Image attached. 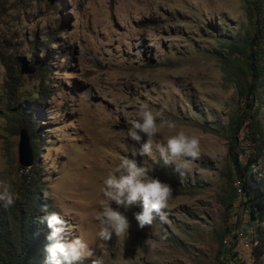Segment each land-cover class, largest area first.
I'll return each instance as SVG.
<instances>
[{
  "label": "rangeland",
  "instance_id": "374dc122",
  "mask_svg": "<svg viewBox=\"0 0 264 264\" xmlns=\"http://www.w3.org/2000/svg\"><path fill=\"white\" fill-rule=\"evenodd\" d=\"M261 26L264 0H0V191L7 187L14 199L0 201V227H11L31 195V219L47 205L71 227L64 240L87 241L93 255L78 264H232L224 241L233 237L251 264H264L252 246L264 223L250 218L229 156L238 135L241 160L255 155L251 174L256 181L264 175ZM24 65L35 73L22 74ZM142 103L177 122L156 141L182 129L199 138L200 156L184 158L182 174L155 149L138 156L172 186L167 221L141 230L138 205L112 202L130 228L102 241L103 181L139 149L127 130ZM26 111L40 121L30 130L19 115ZM23 129L34 153L30 168L19 159ZM25 176L33 179L30 191ZM37 228L46 245L50 229L46 222ZM149 238L158 242L154 250ZM37 264H45L44 250Z\"/></svg>",
  "mask_w": 264,
  "mask_h": 264
},
{
  "label": "clouds",
  "instance_id": "9594fccd",
  "mask_svg": "<svg viewBox=\"0 0 264 264\" xmlns=\"http://www.w3.org/2000/svg\"><path fill=\"white\" fill-rule=\"evenodd\" d=\"M128 123L130 126L127 136L140 147L139 149L133 147L131 156H122L115 171L109 172L103 181L102 192L105 202L100 212L101 228L97 233L102 241H110L113 234L117 237L127 235L130 228L128 218L119 210L113 209L112 202L125 209L138 205L141 210L134 215L141 230L152 227L157 219L161 222L167 221L165 210L169 207L172 197V186L150 175L149 169L137 159L138 156H151L155 149L165 165L174 166L175 171L181 174L189 163L184 158L196 160L200 156L199 138L187 134L182 129L168 136L166 142L156 141L155 138L161 128L166 126L170 130H175L178 125L177 122L164 117L162 113L156 112L147 104H140L138 118ZM177 161L181 162L177 163ZM0 201L5 202L7 206L14 204L13 195L7 187L0 191ZM41 211L45 215L40 218V222H46L50 229L44 247L45 264H78L86 257L93 255L83 236H78L71 241L63 239L64 234L71 231V227L66 225L58 212L49 211L47 205L43 206ZM166 239V234L160 236V242ZM145 243L151 250L158 246V242L152 238ZM92 264H103V260L96 258L92 260ZM125 264H133V261L126 260Z\"/></svg>",
  "mask_w": 264,
  "mask_h": 264
},
{
  "label": "trees",
  "instance_id": "16d2710c",
  "mask_svg": "<svg viewBox=\"0 0 264 264\" xmlns=\"http://www.w3.org/2000/svg\"><path fill=\"white\" fill-rule=\"evenodd\" d=\"M257 5L259 7L261 4L258 3ZM262 29H264V26L259 28V32H263ZM19 115L24 119V126L28 130H30L31 125L34 126L40 123V121H37V116L32 112L26 111ZM25 116L28 117L26 118ZM237 149L238 135L235 136L229 148L231 166L234 169L236 178L240 182L241 189L247 196L246 205L249 208L250 218L262 224L264 223V175L259 181H256L251 174V166L257 162L255 155H251L247 163H243ZM32 183V178L29 176L23 177V190H32ZM30 201L31 195H28L26 201L21 202L22 215H12L11 227L6 226L5 229L0 227V264H37L39 252L44 250V242L40 241L43 233L37 228L40 217L36 220L31 219L32 207L30 206ZM259 230V243L253 249V256L256 259L264 256V225ZM231 233L232 231H230L229 235ZM235 246V242L232 243V247L230 248L225 246L226 261L235 257L233 251ZM221 255L222 253L218 254L219 259Z\"/></svg>",
  "mask_w": 264,
  "mask_h": 264
},
{
  "label": "water",
  "instance_id": "95a60500",
  "mask_svg": "<svg viewBox=\"0 0 264 264\" xmlns=\"http://www.w3.org/2000/svg\"><path fill=\"white\" fill-rule=\"evenodd\" d=\"M22 74L24 75H32L35 73L33 68H29L27 66H23ZM21 142L19 146V159L20 163L23 167L30 168L34 163V153L31 147V138L27 132V130L23 129L21 134Z\"/></svg>",
  "mask_w": 264,
  "mask_h": 264
},
{
  "label": "built area",
  "instance_id": "2783aa9c",
  "mask_svg": "<svg viewBox=\"0 0 264 264\" xmlns=\"http://www.w3.org/2000/svg\"><path fill=\"white\" fill-rule=\"evenodd\" d=\"M235 239L228 238L224 241V244L226 247H232V243L235 242ZM258 242L252 243V246H257ZM244 247H247L249 250H251V246L249 244L245 245ZM243 250V249H242ZM241 246L236 244V246L233 248L235 257L233 258L232 264H251L252 263V254L246 255L242 253Z\"/></svg>",
  "mask_w": 264,
  "mask_h": 264
}]
</instances>
